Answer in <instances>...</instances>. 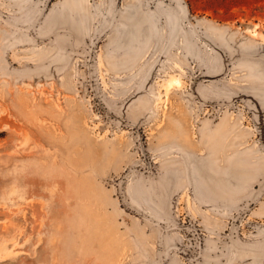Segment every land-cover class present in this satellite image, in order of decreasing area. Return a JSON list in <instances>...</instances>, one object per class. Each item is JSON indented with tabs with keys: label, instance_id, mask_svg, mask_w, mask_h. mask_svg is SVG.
<instances>
[{
	"label": "rangeland",
	"instance_id": "1",
	"mask_svg": "<svg viewBox=\"0 0 264 264\" xmlns=\"http://www.w3.org/2000/svg\"><path fill=\"white\" fill-rule=\"evenodd\" d=\"M43 3L0 0V13L27 24ZM112 3L51 0L48 18L76 29L79 48L95 35L103 10L110 16ZM120 3L127 11L153 7L141 26L148 41L138 54L139 49L115 53L101 45L96 83L103 101L119 111L166 49L151 78L152 115L142 134L153 174L163 181L162 174L179 171L172 195L155 206L141 198L138 206L161 220L165 213L170 223L194 224L204 245L216 244L208 251L215 264H248L225 257L222 249L231 221L264 180V0ZM190 22L221 49L222 66L213 65L217 52L193 33ZM41 30L44 37L48 30ZM55 34L36 41L0 22V264H159V229L126 210L117 194L124 171L145 168L135 131L96 107L85 52L73 49L68 36ZM196 80L212 83L220 94L196 101L189 88ZM192 161L200 163L193 170L200 181L192 178ZM138 177L126 178L128 197ZM206 177L215 182L206 183L213 191L205 187ZM174 230L195 251V232ZM235 233L246 240L264 237V184ZM172 257L194 264L178 251Z\"/></svg>",
	"mask_w": 264,
	"mask_h": 264
},
{
	"label": "crops",
	"instance_id": "2",
	"mask_svg": "<svg viewBox=\"0 0 264 264\" xmlns=\"http://www.w3.org/2000/svg\"><path fill=\"white\" fill-rule=\"evenodd\" d=\"M39 0H35V2H37ZM41 2L43 3V1L41 0ZM51 4L48 5V8L43 16V18L41 19V21L37 24V26L34 29V33L41 37L43 35H40L38 32L41 30L43 32L47 33L44 35H49L51 32H57L58 34L55 35H65L68 36L69 38H71L73 45H77L79 43V41L82 40V38L79 37V35H77L76 33V29H72L70 26L66 25V22H55V18L50 19V17L48 18V13H49V7ZM153 8V7H152ZM149 5L143 7V8H139L136 11L133 9L132 11H127L124 10L121 3H120V14H119V20L115 23V25L113 26V28L106 33L102 39L99 41L98 46L96 48L95 54H94V70H95V63H96V58H98V52L100 49V46L104 44V46L106 47V49H111V51L115 52V53H122L125 51H135L134 49H139L135 52L140 51V49H142V46L148 41V37L143 35L142 28L141 26H144V24H148V22L150 21V19L148 20L149 16L152 14V9ZM38 10V9H37ZM39 12V10H38ZM37 12V13H38ZM106 15H108L107 10H103V17L104 19L102 20V22L96 27L97 31L99 30L100 27L106 25ZM110 15V13H109ZM36 16V15H35ZM6 18L11 21L14 24H18V25H28L30 23L27 24H22L8 16H6ZM47 19V28H44V22ZM41 28V29H40ZM46 30V31H45ZM96 31V32H97ZM70 33V34H69ZM96 34V33H95ZM54 36V35H53ZM55 37V36H54ZM94 37V36H93ZM93 37L91 38V40L93 39ZM145 37V38H144ZM53 38V37H52ZM91 42V41H90ZM107 42V43H106ZM174 40H171V42L169 41L168 44V48L171 46V44H173ZM107 44V45H106ZM167 48V50H168ZM132 51V52H133ZM166 53V49L163 50L162 54L160 53V57L154 61L153 63H151L148 68L146 69L145 73H143L142 75V79H140V81L138 83H136V87L132 90V93L128 96L129 99L126 101H124L120 107V110H115L113 107V109L120 115H126L124 116L125 118H128V115H130V117H132V115H134L135 119L139 118L141 119V124L143 125L147 119L152 115V110L149 107V97L150 94L152 93L153 90V83H151V78L153 76V72L155 70V67L157 66H161V64L164 62V54ZM213 58V65L216 64V66H222L220 64V60H223V57L221 56V53L217 52V57ZM142 59V58H141ZM202 62L205 63L206 66L208 67H212L213 65H207V63L202 60ZM213 69V68H212ZM206 75L209 77V79L211 78V80H215L216 79V74H213L212 72L209 73V71H206ZM203 75V74H202ZM202 75H196L198 77V79L202 76ZM190 88V94L192 96V98H194L196 101H200V102H207L210 101L208 100L207 96H212L213 94L218 95L220 94V90L219 88H215L212 83H203V82H198V80H196L195 82H191L189 85ZM125 112V113H124ZM130 120V119H129ZM134 121V120H132ZM148 154L150 155V152L148 151V149L146 148ZM188 157H191V154L187 155ZM151 157V156H150ZM152 160V157H151ZM152 162H154L152 160ZM191 169L190 172L192 174V178L195 181H200V177L195 178L194 174H193V170L195 169H199L200 168V163L196 162L194 163L193 161L191 162ZM153 168V165H152ZM172 173V175L170 176V174ZM167 173L162 174V178L163 181L158 178L155 174H153L152 170L151 172L145 173V174H140L138 173L139 177L138 179L134 182L130 184L129 189L134 192L133 195L131 194L130 197H128V194L125 190V185H123V194L126 200L127 205L130 208H134L136 210H139L143 208V206H138V204L140 203V200L142 198V201H144L145 203H149L151 205H156L155 201L159 202L162 200V202L164 201V199L166 198V196L168 195H172L173 192L175 191L176 188V183L174 182V180H177V174L176 172H179L176 170L175 171H171ZM148 175V179L146 180V187L143 185V178L145 176ZM154 175V176H153ZM190 175V174H189ZM153 176V177H152ZM174 176H176L177 179L174 178ZM200 178V179H199ZM207 182H204L203 179L202 181L204 182L205 187L208 185L213 186V184L215 183L214 181H211V179L207 178L206 179ZM211 181V183L209 182ZM213 182V183H212ZM207 183V184H206ZM207 188V187H206ZM208 189V188H207ZM210 190V189H208ZM213 191V190H210ZM146 209V208H145ZM150 212L149 209H146ZM146 210H141L142 212L148 214L149 216L159 220L160 222H162L165 226H170V220L168 219V217L165 215V213L162 214V219L158 218L155 215H150ZM169 222V223H168ZM167 223V224H166ZM236 234V233H235ZM170 235L173 236L172 239H170ZM236 239H235V245L234 246L230 240V237H228L224 247H223V251L225 253V257H232L233 259H238L242 262H247L248 264H264V237H259L256 239H250V240H246L243 238V236L238 235V233L236 234ZM180 237L178 234V231L174 230V231H168L165 233L164 236V241H165V245H169V244H181L180 241ZM186 251L191 255H195L197 253V244L195 246V251H190L189 249H187L184 245H182ZM215 249H217L216 244H214L213 241L210 242L209 245H204V243L202 242V255L199 259L195 260V261H191L194 264H215V258L210 257L208 254V251H214ZM177 251L172 250L170 252L168 261L166 262V264H180L177 262L176 259H174L172 256L174 253H176Z\"/></svg>",
	"mask_w": 264,
	"mask_h": 264
},
{
	"label": "water",
	"instance_id": "3",
	"mask_svg": "<svg viewBox=\"0 0 264 264\" xmlns=\"http://www.w3.org/2000/svg\"><path fill=\"white\" fill-rule=\"evenodd\" d=\"M51 0H45L43 5L41 6L37 17L27 26L23 25H18L14 24L11 21H9L4 15L0 13V22L4 24L6 27L9 29H12L16 32H25L29 34L32 39L36 41H45L53 37L55 34H49L44 37H39L34 33V29L37 26V24L41 21L43 18L48 5ZM119 14H120V0H113L112 7H111V14L107 18V23L103 27H100L99 30L96 32L94 35L93 39L91 42H89L86 45H83L81 47H75L73 43L71 44L73 49H81L82 51L85 52V70H86V79H87V85L89 87L90 93L92 95V98L94 100V103L96 107L107 117L110 118L114 123L123 126L128 129H132L135 131L136 134V139H137V145L139 148V151L143 157L144 163H145V168L141 169L139 167H131L124 171V173L120 176L118 181L116 182L117 184V194L118 197L123 205V207L128 210L129 212L139 216L142 218L144 221L148 222L149 224L153 225L154 227H157L159 229V246L161 249L162 253V260L159 264H166L168 261L170 252L172 250L178 251L182 255H184L188 260L190 261H195L199 259L202 255V239L200 237V233L198 228L192 224V223H176V222H171L170 226H165L163 223H161L159 220L149 216L148 214L135 210L130 208L125 200L124 194H123V185L126 180V178L132 174V173H140V174H145L148 172H151L152 170V160L150 155L148 154L146 150V146L144 144V138L141 130V119L136 118L134 121H131L124 116H120L117 114L114 110H112L109 106L106 105V103L103 101L102 95L100 93V90L98 88V85L96 83L95 75H94V54L96 51V48L98 46L99 41L102 39V37L108 33L115 23L119 20ZM191 28L193 33L206 45H208L211 49L215 50L216 52H221V49L205 34L202 33L198 25L194 22H190ZM70 34V33H69ZM264 184V180L260 182V185L258 188L255 190V192L252 194L250 197L249 201L245 203V205L242 207L240 212L234 217V219L230 223V228H229V237L234 246L235 244V228L238 223V221L246 214L248 207L250 203L254 200L256 197V194L258 193V190L261 188V186ZM174 229H188L192 230L195 232L197 236V253L195 255H190L183 247H181L179 244H169L165 245L164 241V236L165 233Z\"/></svg>",
	"mask_w": 264,
	"mask_h": 264
},
{
	"label": "flooded vegetation",
	"instance_id": "4",
	"mask_svg": "<svg viewBox=\"0 0 264 264\" xmlns=\"http://www.w3.org/2000/svg\"><path fill=\"white\" fill-rule=\"evenodd\" d=\"M107 105V104H106ZM108 106V105H107ZM113 110V109H112ZM115 111V110H114ZM116 112V111H115ZM117 113V112H116ZM118 114V113H117ZM120 115V114H119ZM120 116H122V115H120ZM132 121V120H131ZM141 130H142V124H141Z\"/></svg>",
	"mask_w": 264,
	"mask_h": 264
}]
</instances>
